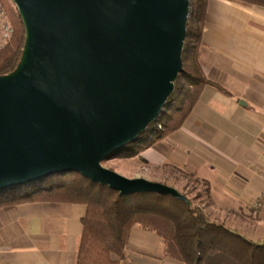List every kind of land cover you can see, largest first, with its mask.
<instances>
[{"label": "water", "instance_id": "water-1", "mask_svg": "<svg viewBox=\"0 0 264 264\" xmlns=\"http://www.w3.org/2000/svg\"><path fill=\"white\" fill-rule=\"evenodd\" d=\"M26 31L0 77V192L79 173L121 197L177 189L102 164L159 120L183 71L190 0H12Z\"/></svg>", "mask_w": 264, "mask_h": 264}, {"label": "crops", "instance_id": "crops-1", "mask_svg": "<svg viewBox=\"0 0 264 264\" xmlns=\"http://www.w3.org/2000/svg\"><path fill=\"white\" fill-rule=\"evenodd\" d=\"M202 42V70L214 84L180 129L140 152L144 173L131 177L179 189L166 182L177 172L203 183L206 214L238 231L227 222L231 216L264 221L251 208L263 187L264 8L208 0ZM86 210L66 203L0 209V264H77ZM162 251L159 236L135 227L120 264H181L163 259Z\"/></svg>", "mask_w": 264, "mask_h": 264}, {"label": "trees", "instance_id": "trees-1", "mask_svg": "<svg viewBox=\"0 0 264 264\" xmlns=\"http://www.w3.org/2000/svg\"><path fill=\"white\" fill-rule=\"evenodd\" d=\"M9 1L12 0H0L13 29L10 40L0 49V77L17 69L26 43L21 15ZM235 1L264 8V0ZM207 8L208 0H190L183 71L163 114L135 143L116 152L112 159L136 157L176 132L191 115L204 88L214 84L205 76L200 62ZM29 203L86 207L77 264H120L127 259L126 249L135 227L161 238L163 259L181 264H264V243L251 241L230 227L211 221L190 200L188 203L154 193L121 197L108 186L93 183L75 172L51 175L0 192V209Z\"/></svg>", "mask_w": 264, "mask_h": 264}, {"label": "rangeland", "instance_id": "rangeland-1", "mask_svg": "<svg viewBox=\"0 0 264 264\" xmlns=\"http://www.w3.org/2000/svg\"><path fill=\"white\" fill-rule=\"evenodd\" d=\"M9 2L11 5L15 6L12 1H9ZM136 157L128 158V159L127 158H114V159L105 161L102 165L105 168L113 170L127 178H133L131 176H133L137 172L144 173V169L142 168V163L140 160H137ZM168 176L169 177L166 179V182L168 184H173L177 186L179 188L177 190L183 195H185L195 207H200L204 211V209L206 208L209 202H208V198L206 195V188L203 183L198 182L195 179L188 177L186 175H181L177 172H172V173L169 172ZM170 176L176 179H172ZM214 216L217 219H219L220 222L223 219L222 216L218 217L216 216L215 213H214ZM207 217L210 220L213 219V216L209 217L207 215ZM242 219L243 220H241L239 217L231 216L229 218V221L227 220L226 221L228 222L229 225H232L233 227H235L236 230H238L237 232L245 236L247 239L254 241L256 243H264V221H261L260 219H257L255 217H250L249 219L243 217ZM220 222H217V223H220Z\"/></svg>", "mask_w": 264, "mask_h": 264}, {"label": "built area", "instance_id": "built-area-1", "mask_svg": "<svg viewBox=\"0 0 264 264\" xmlns=\"http://www.w3.org/2000/svg\"><path fill=\"white\" fill-rule=\"evenodd\" d=\"M13 29L8 22L6 13L0 3V49L10 40ZM263 187L260 195L254 200L251 208L259 217L264 218V171L261 173Z\"/></svg>", "mask_w": 264, "mask_h": 264}]
</instances>
